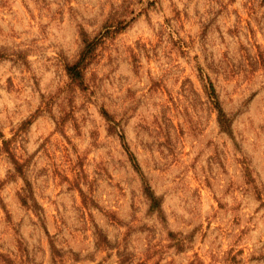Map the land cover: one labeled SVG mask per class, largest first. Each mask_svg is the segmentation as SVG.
<instances>
[{
	"label": "rangeland",
	"instance_id": "obj_1",
	"mask_svg": "<svg viewBox=\"0 0 264 264\" xmlns=\"http://www.w3.org/2000/svg\"><path fill=\"white\" fill-rule=\"evenodd\" d=\"M0 264H264V0H0Z\"/></svg>",
	"mask_w": 264,
	"mask_h": 264
},
{
	"label": "trees",
	"instance_id": "obj_2",
	"mask_svg": "<svg viewBox=\"0 0 264 264\" xmlns=\"http://www.w3.org/2000/svg\"><path fill=\"white\" fill-rule=\"evenodd\" d=\"M90 46H91V41L84 39V46L80 52L79 59L75 63L66 66V70H67L68 75L72 79L78 81L79 84L81 83V76H82V72H81L80 67H81V64L85 58V55L90 50ZM216 110H217V119H218L220 126L222 127V129H224L228 132V129H229L228 119L225 117V114L223 113V111L220 107L217 106ZM134 165L136 166V164H134ZM145 190H146L147 195L151 199L152 206H153V204H155V202H156V198L154 196H152L150 193H148L147 189H145Z\"/></svg>",
	"mask_w": 264,
	"mask_h": 264
}]
</instances>
